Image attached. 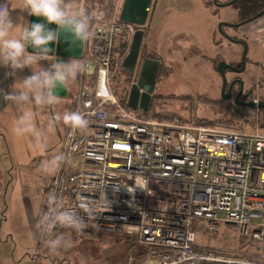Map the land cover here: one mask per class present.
<instances>
[{
    "label": "built area",
    "instance_id": "built-area-1",
    "mask_svg": "<svg viewBox=\"0 0 264 264\" xmlns=\"http://www.w3.org/2000/svg\"><path fill=\"white\" fill-rule=\"evenodd\" d=\"M107 1L110 15L106 6L83 1L104 14L92 25L82 55L87 70L73 102L89 126L69 128L62 152L70 161L56 172L48 193V200L61 195L85 226L58 229L80 238L132 239L128 264H251L226 251H198L196 226L233 225L250 242H264V129L225 131L130 112L115 96L112 79L123 62L116 42L124 35L131 46L137 26L121 22L124 0ZM138 175L147 178L148 192L135 187Z\"/></svg>",
    "mask_w": 264,
    "mask_h": 264
},
{
    "label": "rangeland",
    "instance_id": "rangeland-1",
    "mask_svg": "<svg viewBox=\"0 0 264 264\" xmlns=\"http://www.w3.org/2000/svg\"><path fill=\"white\" fill-rule=\"evenodd\" d=\"M83 1L80 0V3ZM210 1L214 5L213 0ZM85 2L106 4L105 0L102 2L85 0ZM218 2L224 6L231 0H218ZM223 6L217 8L214 21L227 25L237 22L239 19L237 10L231 6ZM250 24L244 28L232 30L224 28L227 37L218 30L216 47L219 53L212 61L203 53L196 54L192 46L184 47V40H179L180 43L175 41V44L171 46L170 40L165 41L161 36L157 38L155 33L150 49L157 50L160 55L158 59L166 65L164 76H160L157 80L155 91L151 96L149 111L144 112L139 108L127 107L129 111L140 117L159 116L177 119L191 126L215 124L207 126L219 127L225 131H251L253 123L245 120L240 122L242 125L238 127H235L236 123H233V126L225 124L224 120L230 119L229 116L232 114L231 107H226L227 102L237 105L238 103L233 99H223V79L217 72L222 64L230 65L237 71L243 67L245 49L235 41L245 42L248 45L245 68H242V72L239 73L229 69L226 73L227 86H232L235 79H241L245 91L252 92L253 100L264 101V43L258 44L260 36L252 34L251 30L255 28V24ZM261 29L264 30V23ZM261 35H264V32ZM175 47L180 48L181 51L180 49L177 51ZM137 72L136 70L135 76L130 79L137 81L139 78ZM79 76L67 85L68 96L59 99L57 104L51 107L28 106L11 109L7 118L5 117L6 129L0 124V264H80L81 257L78 259L69 257L65 251L72 250L76 255L81 244L88 246L85 252L80 248V251L85 254L84 259L87 260L85 264H97V262L121 264L123 260L128 259L129 247L132 243L129 244L130 240L123 239L122 241V238L113 235L80 238L72 230L61 229L56 235H63L71 242L69 247L62 248L63 253H60V250L57 253L53 252L48 246H45L43 252L40 253L34 247L25 246L22 242V236L30 235L32 232L30 209L38 203L40 211L42 205L46 204L48 201L47 188L58 171L49 174L42 171L40 166L44 161L62 152L65 136L62 122H57L53 128L49 127V140L45 149L34 133L17 135L14 132L16 121L21 115L20 112H31L34 115V126L39 129L45 127L54 115H62L68 111V107L76 100L80 91L82 76L80 78ZM125 78L126 75L121 72L112 81L114 94L121 99H125L124 89L127 90ZM134 83L136 82L130 84L128 92ZM227 92L228 90L225 91L226 94ZM127 100L121 101L122 105H126ZM223 100L225 102H221ZM223 103L224 106H222ZM239 110L245 116L255 115L256 117L259 113L256 109L240 107ZM42 113L46 114L45 117L40 115ZM218 218L225 221L226 215L219 212ZM24 219H28L27 222H24ZM196 231L200 248L208 249L211 246L216 247L212 248L213 250L221 252L223 251L220 249H225L224 251L232 257L242 251L239 250L240 248L248 247L247 241L250 244H259L244 238L240 229L233 225L208 226L205 223H198Z\"/></svg>",
    "mask_w": 264,
    "mask_h": 264
},
{
    "label": "clouds",
    "instance_id": "clouds-1",
    "mask_svg": "<svg viewBox=\"0 0 264 264\" xmlns=\"http://www.w3.org/2000/svg\"><path fill=\"white\" fill-rule=\"evenodd\" d=\"M24 8L29 15L42 17L46 23L32 22L27 24L19 33L13 35L17 28L8 0L0 3V65L9 69L6 76L14 78L10 90L0 88V95L11 105L21 108L28 106L51 107L58 103L59 93L67 85L74 82L79 75L87 70V61L83 58H70L67 61L57 60L44 67L41 62L47 61L50 45L59 41L62 34H69L74 42L83 45L93 35L92 25L97 19L103 18V13L88 8L80 0H23ZM56 25L50 28L48 25ZM31 48L32 51H28ZM25 68L31 74L20 77L18 73ZM31 112H22L16 121L14 132L17 135L34 133L45 149L49 140L48 128H53L57 122L69 126L73 131L84 130L89 121L79 111H65L56 114L45 127L37 129L33 123ZM47 137V139H46ZM70 161L67 153H59L41 164V170L54 173ZM135 187L148 190V180L136 176L133 180ZM114 187V191H116ZM101 198L110 206L106 192ZM88 215L93 210L88 205H81ZM44 231V243L53 252L70 246V240L63 235H49L58 227L82 230L84 218L71 207H66L61 195L52 193L49 196L48 208L40 218Z\"/></svg>",
    "mask_w": 264,
    "mask_h": 264
},
{
    "label": "crops",
    "instance_id": "crops-1",
    "mask_svg": "<svg viewBox=\"0 0 264 264\" xmlns=\"http://www.w3.org/2000/svg\"><path fill=\"white\" fill-rule=\"evenodd\" d=\"M2 2H4V0H0V3ZM8 4L10 6L11 15L14 21L17 23V28L13 32V35H19L20 31L25 26H27V24H29L31 15H29L27 10L24 8L23 0H8ZM225 6H231V5L227 2ZM217 8H219V6H217L215 2L213 5L210 0H156L154 6L151 7L150 14L148 17L149 21H147L149 34L147 35L146 41L149 43V49L151 47V44L153 43L152 42L153 36L156 33L157 38H160L161 36L165 41L170 40L172 42L171 46L175 44V41L179 42V40L180 41L184 40L185 42L183 44L184 47H187V45L192 46L193 47L192 49L196 54H198L199 52L201 54L203 53L204 56H206L208 59H211L212 61L214 58H216L217 54L219 53L216 47V37L218 30L221 32L223 28L225 29L229 28L230 30L234 29L233 27L225 23H223L225 24L223 28L221 29L219 28L220 27L219 24L221 23L219 22L217 23L214 21ZM235 23H233L232 25H235ZM263 23H264V16L253 22L252 25L255 24L254 25L255 28L251 30L253 31L252 34H256V36L261 37V34L264 32V30L261 29ZM246 26L248 25H245L241 28H244ZM225 37H227V35H225ZM187 42H189L190 44H188ZM235 42L243 46V44L240 43L243 41H239V42L235 41ZM243 43L245 44V42ZM174 49L179 51L180 48L175 47ZM198 49L201 51H199ZM152 51L155 53L157 57L160 56L159 52L157 53V50H153L152 48ZM213 55L215 56L212 57ZM68 59L70 58H65L56 55L54 56L49 55L47 61H43L41 63L44 67H47L49 64L55 63L57 60L67 61ZM8 71L9 69L0 65V88H4L6 90H10L11 85L15 82L14 78L5 75V73H7ZM30 74H31V70L25 68L23 71L18 73V76L23 77ZM65 89H66V97H67L68 89L67 87ZM66 97H59V99H64ZM14 108L16 109L17 107L11 105L10 102L8 101H5L3 99V96L0 95V124L5 129L7 127L5 117L7 118V115L10 113V110L11 109L13 110ZM68 111H69V107H68ZM21 113L22 112H20V114ZM40 115H43V113ZM45 115L46 114H44L42 117H45ZM63 125L65 126V124L62 123V126ZM255 128L256 127H252V129ZM8 141L10 142V138L8 139ZM43 205L40 211H39L38 203L32 206V208L30 209L31 211H29L31 218L32 232L30 233V235L23 234L25 236H22V242L25 246L34 247V249L40 253L43 252L45 246H47L44 243V231L42 228V221L40 219L43 216ZM27 220L28 219H24V222H27ZM59 231L60 229L56 228L54 233L50 234L48 238L50 239L51 235H55ZM101 236L102 235L98 237ZM247 243H248V247L246 249L240 248L239 250L242 251L236 253L235 257H237L239 260L243 262L246 261L247 263H251V264H264V242L262 243L258 242L259 244L257 245L250 244L248 241ZM239 245H241V243H239ZM87 247H88L87 245L84 246L83 244H81L78 250L79 253L77 252L76 255L73 253L72 250L70 252L65 251V253H68L69 257L72 258L74 257L78 259V257H81V261L79 260L80 261L79 263L83 264L84 262L85 264L87 260L84 259L85 258L84 252ZM209 247L210 248H208V250H213L212 248L214 249L216 248L211 246ZM80 248H82V251L84 252H81ZM196 249L198 251L204 250L203 248H200L199 244ZM59 250L60 253H63L62 248ZM220 250L224 251L225 249H220ZM55 252L57 253V251ZM87 252H91V251H87ZM106 263H108V261ZM114 263L115 262H113V264ZM97 264H100V262L99 263L97 262ZM108 264H112V262ZM121 264H128V260H123Z\"/></svg>",
    "mask_w": 264,
    "mask_h": 264
},
{
    "label": "water",
    "instance_id": "water-1",
    "mask_svg": "<svg viewBox=\"0 0 264 264\" xmlns=\"http://www.w3.org/2000/svg\"><path fill=\"white\" fill-rule=\"evenodd\" d=\"M215 4L219 7L223 5L218 4L217 0H214ZM153 4V0H124L122 12L120 15V20L126 24H132L137 27H145L148 21V17L150 14V10ZM228 5V4H227ZM225 6V5H224ZM264 16V12L259 15V18ZM32 22H40L46 23V21L42 17L30 16L29 24ZM225 26V24L220 25V29ZM233 28H238V25H230ZM48 27L55 29L56 25H48ZM222 32V30H221ZM145 37V32L142 29H138L134 35L132 40L129 53L124 61L120 65V71L128 76L129 78H133L135 76L137 67L139 65L141 50L143 46V41ZM83 45L79 42H74L69 34H62L59 41L50 45L52 51L50 52V56H61L65 58H82L83 55ZM244 46V54H243V67L246 65V56H247V46ZM28 51H32L31 48ZM140 78L136 81V83L132 84L129 96H128V106L130 108H139L144 112H148L151 104V96L155 91L157 80L159 78L161 62L152 59H146L142 62ZM242 68L240 70H236L230 65L222 64L218 68V73L223 79V87L222 94L223 99L228 100L232 97V87L229 88L227 94L225 93L227 87L226 81V73L229 69L236 72H242ZM234 84V83H233ZM241 85L240 94L244 89V85L242 81H239ZM59 97H66V89H62L59 93ZM238 105L242 107H246L249 109L259 108L260 110H264V101L259 102H250L248 104H241L238 101V98L235 99Z\"/></svg>",
    "mask_w": 264,
    "mask_h": 264
},
{
    "label": "trees",
    "instance_id": "trees-1",
    "mask_svg": "<svg viewBox=\"0 0 264 264\" xmlns=\"http://www.w3.org/2000/svg\"><path fill=\"white\" fill-rule=\"evenodd\" d=\"M105 1H106V4H104V6H106L108 14L110 15L111 5L107 0H105ZM153 1L154 2L152 4V7L154 6L156 0H153ZM100 2H102V0H100ZM229 4L231 5V7H234L239 14V19L235 23V25H238V28H241L245 25H248L250 23L255 22L256 20L259 19V15L262 12H264V0H231V2H229ZM147 26H148V24H146V26L144 28H140V27L137 28V30L142 29L145 32V37H144L143 46H142V50H141L142 54L140 55L141 57H140V60H139L140 62H139L138 66H140V64H142V62L146 59H152V60L160 61L158 59V57L155 55V53L151 49H149V43L146 41L147 35L149 34L148 33L149 29ZM234 29H237V28H234ZM222 33L225 34L224 28L222 29ZM228 38H229V35H228ZM246 46H247V44H246ZM129 50H130V46H129V42H128L127 38L124 35L120 36L116 42V48H115L116 57L118 59H121L122 61H124V59L127 57L128 53H129ZM164 66L166 67V65L161 62L159 77L164 76V70H165ZM137 69H138L137 75H139L140 69L139 68H137ZM119 73H117L113 77V79ZM125 79H126V84H127V87H126L127 90L124 89L125 99H121V98L117 97L120 101H126L127 100L130 84L132 82H136V80L134 81V79H130L128 76H126ZM249 93H252V92L249 91ZM251 96H252V94H251ZM251 100H253V99L251 98ZM221 102H225V101L223 100ZM124 106H125V104H124ZM222 106H224V103ZM126 107H128L127 104H126ZM226 107H231L230 110L232 111V114H230V116H229L230 119L224 120V121H226L225 124H228V126H233V123H236L237 126H235V127H238V126L242 125V123H240V122L245 120V121L253 123L252 127H259L261 129H264V110H259L258 116L255 117V115L254 116H252V115L245 116V115L241 114V112L239 110L240 107L238 108V105L235 103L227 102ZM70 111H74V103H71V105L69 106V112ZM155 118H163V117L155 116ZM165 118H167V117H165ZM251 123H249V124H251ZM219 124H222V122H219ZM204 125L207 126V125H215V124H204ZM69 128L70 127L67 125L64 126L65 139H66V135L69 131ZM65 139H64V141H65ZM55 175H56V173H55ZM49 188H50V186H49ZM49 188H47L48 193H49ZM47 208H48V201L46 202V204L43 205V214L47 211ZM125 239L127 241L130 240L129 244L134 242V240H132V239H128V238H125Z\"/></svg>",
    "mask_w": 264,
    "mask_h": 264
},
{
    "label": "flooded vegetation",
    "instance_id": "flooded-vegetation-1",
    "mask_svg": "<svg viewBox=\"0 0 264 264\" xmlns=\"http://www.w3.org/2000/svg\"><path fill=\"white\" fill-rule=\"evenodd\" d=\"M241 44H244L243 42H240ZM246 44V43H245ZM86 45H87V42H85L84 43V46H83V51L85 50V48H86ZM137 68H139L140 69V71H139V78H140V72H141V65L140 66H138ZM237 70V69H236ZM138 71V70H137ZM236 72V71H235ZM138 78V79H139ZM137 79V80H138ZM239 81H241V79H235L232 83H234V84H232V86H227L226 87V90H229V88L230 87H232V97H231V99H233V100H235L236 98H238V101H239V103H241V104H248V103H250V102H252V100H251V93H249V91L248 92H246L245 91V89H243V91L241 92V94H240V88H241V85L239 84ZM236 87H237V89H236ZM238 106H240V104L238 105ZM241 108H244V109H248V108H246V107H242V106H240Z\"/></svg>",
    "mask_w": 264,
    "mask_h": 264
},
{
    "label": "bare ground",
    "instance_id": "bare-ground-1",
    "mask_svg": "<svg viewBox=\"0 0 264 264\" xmlns=\"http://www.w3.org/2000/svg\"><path fill=\"white\" fill-rule=\"evenodd\" d=\"M138 70V69H137Z\"/></svg>",
    "mask_w": 264,
    "mask_h": 264
}]
</instances>
